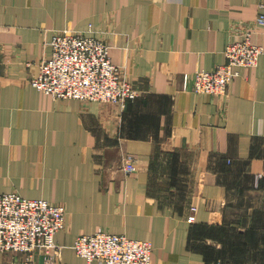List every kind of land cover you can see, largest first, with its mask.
Instances as JSON below:
<instances>
[{
    "label": "crops",
    "instance_id": "1",
    "mask_svg": "<svg viewBox=\"0 0 264 264\" xmlns=\"http://www.w3.org/2000/svg\"><path fill=\"white\" fill-rule=\"evenodd\" d=\"M259 13L256 0H0V195L64 206L54 264H103L72 249L98 232L150 242V264L264 261V52L225 96L191 90L245 32L264 49ZM63 30L110 46L138 96L121 108L33 88Z\"/></svg>",
    "mask_w": 264,
    "mask_h": 264
},
{
    "label": "built area",
    "instance_id": "2",
    "mask_svg": "<svg viewBox=\"0 0 264 264\" xmlns=\"http://www.w3.org/2000/svg\"><path fill=\"white\" fill-rule=\"evenodd\" d=\"M256 2L260 13L255 24L264 26V0ZM49 45L50 56L38 64V72L30 82L36 90L53 99L111 103L121 108L138 96L111 62L110 46L89 31L56 32ZM263 52L261 46L252 43L251 32H245L239 40L226 44L224 64L195 72L192 92L225 96L238 69L255 67ZM183 79L186 84L187 75ZM123 169L126 173L136 171L132 156H126ZM65 216L64 206L44 199H26L13 192L0 195V253L25 254L24 264H32L33 253L43 250L45 264H54L61 251L54 236L63 230ZM194 220L192 213L187 222ZM72 249L87 263L150 264L152 254L148 241L105 232L77 236Z\"/></svg>",
    "mask_w": 264,
    "mask_h": 264
},
{
    "label": "rangeland",
    "instance_id": "3",
    "mask_svg": "<svg viewBox=\"0 0 264 264\" xmlns=\"http://www.w3.org/2000/svg\"><path fill=\"white\" fill-rule=\"evenodd\" d=\"M42 61V60H41ZM30 82H31V80H30ZM6 194V193H5ZM17 194V193H16ZM1 195H3V194H1Z\"/></svg>",
    "mask_w": 264,
    "mask_h": 264
}]
</instances>
